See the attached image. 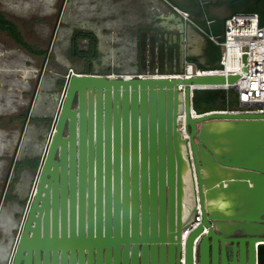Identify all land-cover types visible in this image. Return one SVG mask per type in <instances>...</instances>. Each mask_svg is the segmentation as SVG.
I'll return each instance as SVG.
<instances>
[{
	"label": "water",
	"instance_id": "1",
	"mask_svg": "<svg viewBox=\"0 0 264 264\" xmlns=\"http://www.w3.org/2000/svg\"><path fill=\"white\" fill-rule=\"evenodd\" d=\"M168 62L160 78L71 75L11 264H256L264 114L196 115L195 86L238 76H188Z\"/></svg>",
	"mask_w": 264,
	"mask_h": 264
},
{
	"label": "crops",
	"instance_id": "2",
	"mask_svg": "<svg viewBox=\"0 0 264 264\" xmlns=\"http://www.w3.org/2000/svg\"><path fill=\"white\" fill-rule=\"evenodd\" d=\"M35 1L37 0H34V2ZM44 1L48 4V7H50V10H48L47 14L45 15L51 16L53 17V19L55 17V24H57V22L59 21L60 12L62 9H70L74 6L76 8L78 7V12H81L82 14L83 19H80L75 23L72 22V18L70 19V21L64 22V26H73V29L70 32V56L75 60L79 58L84 59V61L89 64L79 73L103 74L104 71L94 70L93 67H91V63H89V57H76V55L73 53V39L77 31L89 33L97 40V53L96 58L93 59L94 61L99 60L101 57L100 39L103 35V31L106 34H111L113 36L111 37V41L115 48L120 47L122 48V50H125V48L131 50L130 54L132 55L129 57V62L107 66V68H111L113 71V69L128 68L131 65H136L139 50V41L140 37L142 38L144 32L147 35L156 32L161 35L166 33V41L168 42L176 41V39L180 37L182 38L185 47L193 48L195 52H197V54L202 57L203 61H206L207 58L209 59L210 50L205 51V49L203 48V36H205L209 42L211 40L209 39L207 34L201 31V29H204L207 32L208 30H210L212 33L213 28L219 27L218 18L216 16L209 17L210 20L208 22L198 21L195 17L192 16H190V21H186L179 10L186 11L190 15L191 11L189 9L181 7L176 3L175 0ZM99 13L102 14L103 21L105 22L103 31L99 28L98 22H96V19L100 17ZM0 14H4L6 17H8L3 12H1ZM8 18L19 27L20 24L15 19H12L10 17ZM224 26L225 25H223V27ZM223 27H219L222 30L220 31L221 34H219L221 36L224 33ZM83 43L84 46H81V44ZM213 43L216 44L215 42ZM90 47L91 40L88 37L83 38L78 43V49L84 52L90 51ZM21 48L24 49L23 47ZM27 52L30 53L29 51ZM20 70H22V73L24 71L28 74L30 73L29 70L24 68ZM59 86V79L53 82L51 84V87H49L48 89H45V87L42 86V83L40 85L39 82L36 83L35 86L31 84L30 86L23 89L21 96L16 95V103L14 102L8 107L4 105L3 99L0 98V139L3 136L6 137L7 135H10L12 140L14 141L13 148H16L15 153H17V155H20L24 154L23 152H27V158H25L24 160L18 159L13 161V169H17V171L21 170V173L27 175L29 179L33 178L38 169H36L35 167V163L37 161H39L38 167L40 166V155L42 154L46 144L44 139L45 137H47V126L52 122L53 110L55 109L56 102L59 99ZM12 98H14V96H12ZM6 118H8V120H6V123H4ZM2 144L3 143H0V145ZM33 144H35L36 146V150L34 151H32ZM19 182L20 180L17 183ZM19 193L20 192L18 189L13 190V206L8 207L9 209H12V213H16L21 209L19 206V201L20 199L24 200L25 198L24 193H22L21 195H19ZM2 197L0 200L3 201L4 198ZM3 208V206H0V213H2ZM6 210L7 207L5 208V212ZM5 227L6 232L11 229L8 228V226ZM1 231L2 230H0V232ZM3 233L6 234L5 232H2V234ZM3 237L7 240L8 235H4ZM6 240L5 244L7 243ZM6 260L7 251L2 248L0 250V261L4 262Z\"/></svg>",
	"mask_w": 264,
	"mask_h": 264
},
{
	"label": "rangeland",
	"instance_id": "3",
	"mask_svg": "<svg viewBox=\"0 0 264 264\" xmlns=\"http://www.w3.org/2000/svg\"><path fill=\"white\" fill-rule=\"evenodd\" d=\"M48 10H50V7H48V4L44 0H37L35 2L34 0H0V13L3 12L8 17L15 19L20 24L19 28L22 30L24 37L34 46L47 49L48 52L46 57L30 54L22 49L6 32L0 31V98L3 99L4 105L8 107L14 102L16 103V95L21 96L23 89L31 84L35 86L36 83L39 82L40 85L42 83L45 89H48L53 82L58 79L60 81L59 99L53 110L52 122L47 126V137L44 139L46 144L40 155V162L52 130L53 121L57 116L63 98L66 86V75L71 69L75 72H80L89 65L84 59L79 58L75 60L70 56V32L73 26H64V22L70 21L71 18L73 23L83 19L81 12H78L79 8L73 6L70 9H62L57 24H55L54 21L55 17L53 19V17L45 15ZM96 20L99 24V28L103 31L105 22L103 21L102 14H100V17ZM111 37H113L111 34H106L103 31V35L100 39L101 57L99 60H90L89 62L94 70L103 71L108 65H116L118 63L130 61L129 57L132 55L130 54L131 50L126 48L122 50L120 47L115 48L111 41ZM81 46H84V43L81 44ZM22 68L29 70L30 73L28 74L25 71L22 73V70H20ZM12 96H14V98H12ZM6 120H8V118L5 119L4 123L7 122ZM7 136H3L0 139V143H3L0 145V199L2 196V198H4V189L6 186L9 185L10 187L7 190V199L5 201L0 200V206L4 207L2 213H0V230H2L0 232V248H5V245L7 248V260L2 262L3 264H9L12 258L18 233L23 222L25 209L33 193L35 174L39 170L38 167L31 181L27 175L21 173V170L17 171V169H13V161L18 159L24 160L27 158V152L17 155V153H15L16 148H13L14 141L10 135ZM34 150H36L35 144H33L32 148V151ZM25 178L26 180L28 178L29 182H32V184L30 185V183H28L26 185V183H24ZM19 180L20 182L17 183ZM9 181L11 182L9 183ZM14 189H18L21 194L28 193V195L25 199V205L20 209L17 223L15 225L13 224L15 229L12 233H14L7 239L9 244V246H7V244H5L6 239L3 236H7L10 233L6 232L5 226L8 225V221L12 215V209L8 207L13 206ZM6 207L7 210L5 212ZM2 232L6 234H2Z\"/></svg>",
	"mask_w": 264,
	"mask_h": 264
},
{
	"label": "built area",
	"instance_id": "4",
	"mask_svg": "<svg viewBox=\"0 0 264 264\" xmlns=\"http://www.w3.org/2000/svg\"><path fill=\"white\" fill-rule=\"evenodd\" d=\"M184 19L190 21V14L186 11H181ZM209 39L221 47L222 57L220 60V67L214 69H201L194 63L187 61L185 63L184 75L190 73V76H204V75H237L236 83H226L218 86H197L192 89L191 102L193 104V96L195 90L202 89H222L229 94L230 92L236 94L239 107L233 110H226L228 112L236 113H250V114H264V25L260 24V17L257 13L237 12L226 19L225 30L223 35H214L201 29ZM75 71L73 69L66 75V83ZM107 78H126V79H151L163 77L159 73L142 72L139 74H116L112 73L106 75ZM184 90V88H181ZM64 95V94H63ZM225 111V110H224ZM194 113L199 115L195 110ZM56 120V118H55ZM53 121L52 130L49 138L54 132ZM178 129L186 135V115L185 112L179 115ZM40 177L39 170L34 178V190L37 187ZM33 193L30 196L28 204L25 209V214L21 228L18 233V240L21 236L24 221L29 209V205L33 198ZM202 220L201 207L198 200L197 212L195 218L189 221L183 230V250L185 247V236H188ZM196 245L195 244V259H196ZM15 249V248H14ZM14 253V251H13ZM13 256V255H12ZM12 259V258H11ZM10 260V263L11 264ZM184 260H182L183 262Z\"/></svg>",
	"mask_w": 264,
	"mask_h": 264
},
{
	"label": "flooded vegetation",
	"instance_id": "5",
	"mask_svg": "<svg viewBox=\"0 0 264 264\" xmlns=\"http://www.w3.org/2000/svg\"><path fill=\"white\" fill-rule=\"evenodd\" d=\"M175 1L181 7L189 9L191 11L190 16L195 17L198 21L208 22L210 20L209 17L216 16L218 18L219 27L221 28L223 27V25H225L226 18L232 13V11L235 12L242 11L247 9L249 6L243 0H175ZM255 4H258L257 0H253L250 6L252 5L254 6ZM141 39L142 38L140 37L136 65H131L128 68L113 69V71L111 68H106L103 70L104 71L103 74L109 75L112 73H116L119 75L120 74L127 75V74H139L142 72L160 74L162 69L165 71V73H167L170 68L168 62L169 54H172L173 56V62L171 68L173 69L174 72L178 71L179 69L182 70L187 61H191L197 67L199 65L208 66L211 64L208 58L206 59V61H203L202 57L199 54H197V52H195L193 48L185 47L182 38L178 37L176 41H172V42L166 41V33H164L163 35L157 32L148 35L146 34L147 49L143 56L141 52ZM203 40H204L203 48L205 49V51L211 50L212 46L205 36H203ZM162 43H164L163 51L165 54V64L163 65V67L161 66L160 63V55L162 52L161 48L163 45ZM29 180L32 181L33 178ZM29 180L24 179V183H26L27 185L28 183H30ZM10 182L11 181H9V183ZM31 184L32 182L30 183V185ZM9 188H10L9 185H7L6 188L4 189L5 190L4 201L7 199L8 196L7 190ZM19 195H21V192L19 193ZM27 195L28 193L25 194L24 200L20 199L19 201L20 208L23 207V205H25V199ZM19 212L20 210L17 211L16 213H12L11 218L8 221V225L6 224L8 228H10V226L12 225L11 229L8 230V232L10 233L8 234L7 239H9L10 236L14 233V232L12 233V231L15 229V227L13 226L17 223ZM6 244L7 246H9L8 242ZM5 250L7 251V248ZM0 264L3 263L0 261ZM256 264H264V259H260L258 253H257Z\"/></svg>",
	"mask_w": 264,
	"mask_h": 264
},
{
	"label": "trees",
	"instance_id": "6",
	"mask_svg": "<svg viewBox=\"0 0 264 264\" xmlns=\"http://www.w3.org/2000/svg\"><path fill=\"white\" fill-rule=\"evenodd\" d=\"M246 4H248V8L243 10V12L249 13H257L260 17V24L264 25V0H257L258 4L254 6H250L253 0H243ZM263 8V9H262ZM242 12V11H236ZM225 27V26H224ZM223 27V28H224ZM0 31L6 32L9 36H11L15 42L29 51L32 54L39 55L46 57L47 56V49H42L34 46L30 42H28L24 36L22 35L21 30L19 27L8 17L4 14H0ZM221 28H213L212 33L215 35H219ZM211 33L210 30H208ZM224 32V31H223ZM85 37L90 38L91 40V49L88 52H84L78 49V43ZM73 53L79 57H89V60H93L96 58V46L97 40L94 36L90 35L89 33H85L82 31H77L74 35L73 39ZM212 44V48L209 52V61L211 62L208 66L199 65L198 68L201 69H214L220 67V60L222 57L221 48L210 41ZM239 107L238 101L236 99V94L230 92L227 94L225 90L222 89H202V90H195L193 96V109L198 113H207L210 111H224V110H233ZM36 169L38 168L39 161L35 163ZM258 254L260 259H264V245L259 246Z\"/></svg>",
	"mask_w": 264,
	"mask_h": 264
},
{
	"label": "bare ground",
	"instance_id": "7",
	"mask_svg": "<svg viewBox=\"0 0 264 264\" xmlns=\"http://www.w3.org/2000/svg\"><path fill=\"white\" fill-rule=\"evenodd\" d=\"M191 73V72H190ZM190 73H188L187 75L190 76ZM198 86H207V85H198ZM197 87V86H195ZM186 237V236H185Z\"/></svg>",
	"mask_w": 264,
	"mask_h": 264
}]
</instances>
